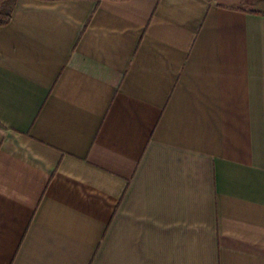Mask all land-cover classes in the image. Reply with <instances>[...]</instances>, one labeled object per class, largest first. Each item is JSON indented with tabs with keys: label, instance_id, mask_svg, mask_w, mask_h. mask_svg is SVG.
Here are the masks:
<instances>
[{
	"label": "crops",
	"instance_id": "0c3cea01",
	"mask_svg": "<svg viewBox=\"0 0 264 264\" xmlns=\"http://www.w3.org/2000/svg\"><path fill=\"white\" fill-rule=\"evenodd\" d=\"M9 11L0 264H264V0Z\"/></svg>",
	"mask_w": 264,
	"mask_h": 264
},
{
	"label": "trees",
	"instance_id": "16d2710c",
	"mask_svg": "<svg viewBox=\"0 0 264 264\" xmlns=\"http://www.w3.org/2000/svg\"><path fill=\"white\" fill-rule=\"evenodd\" d=\"M13 2L14 0H0V24L6 25L11 19V12H5V5L9 2Z\"/></svg>",
	"mask_w": 264,
	"mask_h": 264
},
{
	"label": "rangeland",
	"instance_id": "374dc122",
	"mask_svg": "<svg viewBox=\"0 0 264 264\" xmlns=\"http://www.w3.org/2000/svg\"><path fill=\"white\" fill-rule=\"evenodd\" d=\"M11 1H9L6 5H5V12L9 11V5H10Z\"/></svg>",
	"mask_w": 264,
	"mask_h": 264
}]
</instances>
